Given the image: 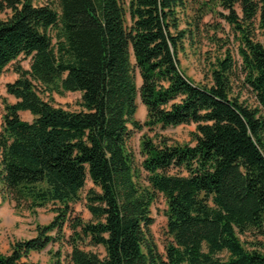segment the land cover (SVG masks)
<instances>
[{
  "label": "trees",
  "instance_id": "trees-1",
  "mask_svg": "<svg viewBox=\"0 0 264 264\" xmlns=\"http://www.w3.org/2000/svg\"><path fill=\"white\" fill-rule=\"evenodd\" d=\"M192 1L0 0V13L10 11L0 21V77L10 67L17 75L5 85L15 102L0 98L1 191L15 209L54 214L0 264H29L54 245L51 264H264V0H206L198 13ZM204 8L231 26L241 60L215 58L208 86L178 61ZM238 72L256 107L233 94ZM66 93L80 94L77 111L54 105ZM181 125H195L193 143L159 135ZM143 129L155 135L140 140L138 163L129 141ZM87 179L84 221L72 206ZM159 195L164 254L150 234Z\"/></svg>",
  "mask_w": 264,
  "mask_h": 264
},
{
  "label": "rangeland",
  "instance_id": "rangeland-1",
  "mask_svg": "<svg viewBox=\"0 0 264 264\" xmlns=\"http://www.w3.org/2000/svg\"><path fill=\"white\" fill-rule=\"evenodd\" d=\"M53 0H34L36 5H44L50 3ZM55 1V0H54ZM206 0H193L192 6L197 13L201 4ZM127 5L128 0H123ZM191 6V8H192ZM195 10L188 12V20L192 22ZM203 17L199 25V31L194 32V37L187 39L184 44L183 50L178 53V61L181 71L184 75L195 84L209 85L210 76L209 68L215 58L223 56L227 51L231 54L237 67L240 66L241 60L238 54L239 40L234 33L231 26H229L224 19L220 18L216 13L206 12L205 8ZM200 14V13H199ZM10 11L0 13V21L9 17ZM188 24L183 23L182 28L187 27ZM196 31V30H195ZM263 38L260 31H255L254 39L261 41ZM132 62H134L132 58ZM19 63L25 69L29 68V59L20 58ZM11 68V67H10ZM9 71V70H8ZM10 72V71H9ZM7 72L3 75L0 82V98H4L1 95L5 90V83L11 80V74ZM239 78L233 81V94L239 97V100L248 106L256 107L257 102L251 92V90L244 85L242 74H239ZM137 85L140 86L141 80L136 74ZM52 100L55 106L61 107L66 110L77 111L79 109L78 102L80 100L79 93H66L64 95L52 96ZM0 112L2 114V106H0ZM25 120L26 115H20ZM146 110L142 106L140 100H137V113L135 119L139 122L145 120ZM1 121V119H0ZM1 126V125H0ZM131 130V127H130ZM195 132V125H181L175 128H167L159 132V135L169 140V143L190 144L192 142V135ZM153 137L155 132H149L147 129H143L141 132H132L131 139L129 141V148L135 156V160L140 163L141 156L139 153V144L143 136ZM93 188L92 183L87 179L85 187L80 192V199L73 204L74 215L79 216L84 221H89L91 215L85 206V196L89 189ZM50 206L36 210L32 213L26 210L24 207L19 209L14 208V203L5 195L2 194L0 186V253L6 254L9 252L11 245L16 241H22L32 238L36 234L37 225H46L51 222L54 214L51 211ZM165 200L159 195L158 198L151 206V217L153 218V224L150 227V234L158 251L161 254L165 253V246L169 239L166 234V217H165ZM66 235L70 232L65 230ZM253 238H250L252 240ZM263 240L264 238H258ZM243 240V238H242ZM58 245L49 246L46 250L40 253H31L27 259L29 264H51L52 263V250H57ZM89 250L103 255V249L101 247H90ZM67 248L63 249V253L66 255Z\"/></svg>",
  "mask_w": 264,
  "mask_h": 264
},
{
  "label": "crops",
  "instance_id": "crops-1",
  "mask_svg": "<svg viewBox=\"0 0 264 264\" xmlns=\"http://www.w3.org/2000/svg\"><path fill=\"white\" fill-rule=\"evenodd\" d=\"M10 72H9V71ZM5 73H7V72H9L10 74H11V80L10 81H8V82H6L5 83V85L7 84V83H12L16 78H17V75L16 74H14L13 72H12V69H8ZM4 73V74H5ZM3 74V75H4ZM3 75L0 77V82H1V80H2V78H3ZM5 85H4V87H5ZM2 97H4V98H7L8 99V101L9 102H15V99L13 98V97H11V96H8L7 94H6V90H4V93L1 95ZM1 106V105H0ZM21 114H25L26 115V117H25V121H28V122H30L31 120H32V116L30 115V113L29 112H20V115ZM1 112H0V119H1ZM0 125H1V121H0ZM1 186V185H0Z\"/></svg>",
  "mask_w": 264,
  "mask_h": 264
}]
</instances>
